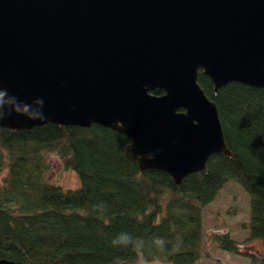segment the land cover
I'll return each instance as SVG.
<instances>
[{"label":"water","instance_id":"1","mask_svg":"<svg viewBox=\"0 0 264 264\" xmlns=\"http://www.w3.org/2000/svg\"><path fill=\"white\" fill-rule=\"evenodd\" d=\"M198 70L264 87V0H0V126L98 124L178 183L229 154Z\"/></svg>","mask_w":264,"mask_h":264},{"label":"trees","instance_id":"2","mask_svg":"<svg viewBox=\"0 0 264 264\" xmlns=\"http://www.w3.org/2000/svg\"><path fill=\"white\" fill-rule=\"evenodd\" d=\"M197 82L216 104L229 154H210L205 171L178 183L163 170L139 169L124 154L128 138L98 124L0 126V258L16 264H126L140 253L176 264L198 262L203 206L227 180L247 192V238L259 237L264 246V87L231 81L213 93L199 70ZM44 151L75 172L78 186L46 180ZM121 232L142 239L143 249L113 246ZM209 238L245 255L248 264H264L263 253L241 250L227 232Z\"/></svg>","mask_w":264,"mask_h":264},{"label":"rangeland","instance_id":"3","mask_svg":"<svg viewBox=\"0 0 264 264\" xmlns=\"http://www.w3.org/2000/svg\"><path fill=\"white\" fill-rule=\"evenodd\" d=\"M44 159V176L48 182L61 187L78 186L75 172L62 166L59 157L49 151L42 153ZM3 174L1 171L0 175ZM248 194L233 180H227L217 191L214 198L202 209L201 246L204 253L198 262L189 264H248V259L241 253H234L219 248L210 240L211 232H227L239 242L241 250H252L264 254V246L259 237L247 238ZM141 256L137 253L126 264H140ZM144 264H176L160 259H145Z\"/></svg>","mask_w":264,"mask_h":264},{"label":"clouds","instance_id":"4","mask_svg":"<svg viewBox=\"0 0 264 264\" xmlns=\"http://www.w3.org/2000/svg\"><path fill=\"white\" fill-rule=\"evenodd\" d=\"M112 245L116 247H132L133 249L142 250L144 247V241L139 238L133 237L131 234L127 232H121L112 240ZM156 243L161 247L164 245V241L162 239H157ZM140 264H144L143 258L141 257Z\"/></svg>","mask_w":264,"mask_h":264}]
</instances>
